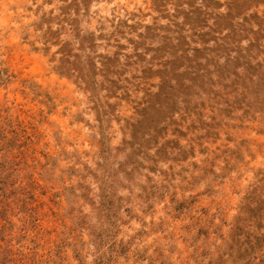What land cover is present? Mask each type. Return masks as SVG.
I'll use <instances>...</instances> for the list:
<instances>
[{
    "label": "rangeland",
    "instance_id": "rangeland-1",
    "mask_svg": "<svg viewBox=\"0 0 264 264\" xmlns=\"http://www.w3.org/2000/svg\"><path fill=\"white\" fill-rule=\"evenodd\" d=\"M0 264H264V0H0Z\"/></svg>",
    "mask_w": 264,
    "mask_h": 264
}]
</instances>
